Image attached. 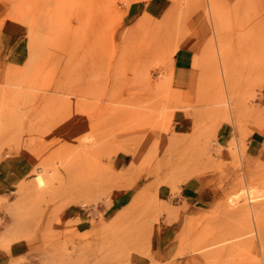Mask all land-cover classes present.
Segmentation results:
<instances>
[{"label": "rangeland", "instance_id": "1", "mask_svg": "<svg viewBox=\"0 0 264 264\" xmlns=\"http://www.w3.org/2000/svg\"><path fill=\"white\" fill-rule=\"evenodd\" d=\"M0 36L9 264H264V0H0Z\"/></svg>", "mask_w": 264, "mask_h": 264}, {"label": "crops", "instance_id": "2", "mask_svg": "<svg viewBox=\"0 0 264 264\" xmlns=\"http://www.w3.org/2000/svg\"><path fill=\"white\" fill-rule=\"evenodd\" d=\"M142 8L146 9L147 6L144 4V6ZM5 29L6 28H3V30H5ZM1 35H2V33H1ZM5 41L6 40L1 39V36H0V48L4 47V46L7 47V45L3 44ZM195 44H196V40H193L191 44L187 43L184 46L180 47L175 54V57H174V63L176 66L175 67V80H176V84L178 87L186 86L188 84V82H190L189 79L194 78L193 76L196 73L195 70L192 71L193 70L192 69L193 68V61H194V57H195V49H194ZM5 55H7L6 52H3L2 50H0V62L2 59L5 58ZM2 57H4V58H2ZM24 59L17 60V63L23 62ZM183 92L184 91H182V93ZM228 126H229L228 123L222 124L219 131H221V129H222L223 133H221L218 136L219 137L218 141L220 143L225 144L224 145L225 148H227L226 145H228L229 142L231 141L230 139H231V131L232 130L229 129ZM258 135H260L259 132H255V134H253V136L249 139V145H252V147H253L254 144L259 142L257 139ZM195 190L196 189H194L193 187L185 185L182 189L181 195L185 198H190V196H186V195H188V193H191V192L194 194L196 192ZM14 248H16V250H20L19 247L14 246ZM12 251H13V248L11 247V244L8 245V247L7 246L0 247V264H9L11 262V260H13Z\"/></svg>", "mask_w": 264, "mask_h": 264}, {"label": "bare ground", "instance_id": "3", "mask_svg": "<svg viewBox=\"0 0 264 264\" xmlns=\"http://www.w3.org/2000/svg\"><path fill=\"white\" fill-rule=\"evenodd\" d=\"M224 59H225V58H224ZM221 60H222V59H221ZM223 63H224V62H223ZM226 63H227V62H226ZM226 63H225V64H226ZM223 66H225V65H223ZM226 67H227V65H226ZM223 69H224V68H223ZM226 69H227V68H226ZM227 71H229V69H227ZM229 72H230V71H229ZM228 75H229V73H228ZM228 75H227V78H228ZM221 85H222V83H221ZM228 86H229V85H228ZM230 87H231V86H230ZM230 87H229V88H230ZM221 88H222V87H221ZM229 88H228V89H229ZM228 96H229V95H228ZM224 99H225V98H224ZM228 99H230V98H228ZM229 101H230V100H229ZM226 103H227V102H226ZM232 105H233V104H232ZM233 147H234V146H233ZM181 163H182V161H181ZM179 165H181V164H179ZM183 165H185V163H184ZM38 178H39L40 183L42 184V183L44 182V179L42 178L41 175H39ZM247 185H248V184H247ZM248 186H249V185H248ZM248 188H249V187H248ZM252 188H254V187H252ZM241 190H242V189H241ZM244 190H245V189H244ZM244 190H243V191H244ZM246 190H247V189H246ZM247 191H248V190H247ZM247 191H246V192H247ZM254 191H255V190H254ZM239 192H240V191H239ZM239 192H238V193H239ZM238 193H236V194H238ZM254 193H255V192H253L252 189L249 190V194L251 195V196H250V195H249V196H250L251 198L255 197L256 194L254 195ZM240 194H242V192H241ZM244 194L247 195L248 193H244ZM238 196H239V195H238ZM236 197H237V195H236ZM236 197H235V198H236ZM232 199H234V198H232ZM232 199H231V201H232ZM236 199L238 200V198H236ZM236 199H235V200H236ZM237 200H236V201H237ZM250 201H251V199H250ZM234 203H235V202H234ZM241 204H242V203H241ZM243 204H244V203H243ZM238 205H239V204H238ZM252 205H253V204H252ZM242 206H244V205H242ZM242 206H240V209H243ZM237 207H238V206H237ZM241 207H242V208H241ZM251 207H252V206H251ZM251 207H250V208H251ZM253 207H254V206H253ZM244 208H245L246 211H248V207H247V206H245ZM250 208H249V209H250ZM240 209H238V210L241 211ZM235 210H236V209H235ZM251 210H252V209H251ZM251 210H250V211H251ZM246 211H244V212H246ZM250 211H249V212H250ZM242 212H243V210H242ZM255 212H256V210H255ZM256 213H257V212H256ZM243 214H244V213H243ZM248 216H249V215H248ZM255 216H256V215H255ZM15 239H17V238H15ZM5 240H6V239H5ZM142 251H143V250H142ZM142 251H141V252H142ZM151 257H152V256H151Z\"/></svg>", "mask_w": 264, "mask_h": 264}]
</instances>
